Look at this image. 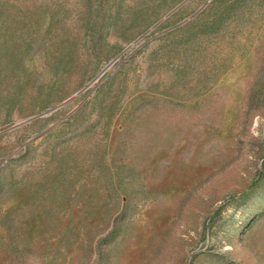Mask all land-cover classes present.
Here are the masks:
<instances>
[{
	"label": "rangeland",
	"instance_id": "rangeland-1",
	"mask_svg": "<svg viewBox=\"0 0 264 264\" xmlns=\"http://www.w3.org/2000/svg\"><path fill=\"white\" fill-rule=\"evenodd\" d=\"M0 264H264V0H0Z\"/></svg>",
	"mask_w": 264,
	"mask_h": 264
}]
</instances>
